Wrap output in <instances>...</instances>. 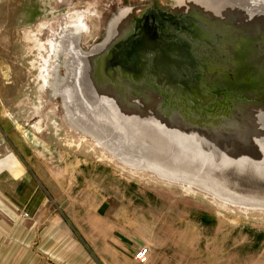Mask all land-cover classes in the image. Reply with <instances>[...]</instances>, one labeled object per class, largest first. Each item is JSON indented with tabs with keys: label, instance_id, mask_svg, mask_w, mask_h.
<instances>
[{
	"label": "water",
	"instance_id": "obj_1",
	"mask_svg": "<svg viewBox=\"0 0 264 264\" xmlns=\"http://www.w3.org/2000/svg\"><path fill=\"white\" fill-rule=\"evenodd\" d=\"M145 8L112 9L87 47L84 19L60 26L43 73L49 59V83L54 69L56 90L70 82L44 86L49 99L123 166L264 210V0H174L161 20Z\"/></svg>",
	"mask_w": 264,
	"mask_h": 264
},
{
	"label": "rangeland",
	"instance_id": "obj_2",
	"mask_svg": "<svg viewBox=\"0 0 264 264\" xmlns=\"http://www.w3.org/2000/svg\"><path fill=\"white\" fill-rule=\"evenodd\" d=\"M138 4L152 16V4L161 13L174 0H0V194L15 202L38 190L40 203V191L61 184L93 194L103 215L128 205V256L147 247L146 264H264V210L123 166L48 97L44 56L59 27L85 21L87 47L104 37L112 9Z\"/></svg>",
	"mask_w": 264,
	"mask_h": 264
},
{
	"label": "crops",
	"instance_id": "obj_3",
	"mask_svg": "<svg viewBox=\"0 0 264 264\" xmlns=\"http://www.w3.org/2000/svg\"><path fill=\"white\" fill-rule=\"evenodd\" d=\"M55 191H40V203L38 190L15 202L0 194V264H139L128 256V205L103 215L93 194Z\"/></svg>",
	"mask_w": 264,
	"mask_h": 264
},
{
	"label": "bare ground",
	"instance_id": "obj_4",
	"mask_svg": "<svg viewBox=\"0 0 264 264\" xmlns=\"http://www.w3.org/2000/svg\"><path fill=\"white\" fill-rule=\"evenodd\" d=\"M178 2L179 1H183V0H177ZM201 1H203V0H201ZM205 1H207L208 3H210V1L211 0H205ZM123 12H125V11H120L117 15V17H116V21H119L121 18H122V16H123ZM77 17V18H76ZM80 17V15H77V16H75V15H73V19H75V20H77L78 18ZM74 20V21H75ZM79 30L78 31H80V30H82V29H80V27H77ZM109 33H110V31H109ZM108 39V38H107ZM69 42H71V40H69ZM45 67H47L46 69H45V71L46 70H49L51 67L49 66L48 67V65H50V61L49 62H47V60L45 61ZM56 65V63H54L52 66L54 67ZM62 66H63V63L61 64ZM52 73V75H53V77H54V79H52L51 81H50V83H49V81H47L46 79V84H49L48 86H50L51 87V90L53 91V93H54V96H56V95H58V94H66V92L68 91V90H66L65 89V86L66 85H68L69 84V79H70V76L68 77V79H66V83H63L62 84V88H61V86H60V90H56V88H55V85L57 84V82H61L60 80L61 79H57V77H56V75H57V71H55V69L51 72ZM47 77H48V75H47ZM43 78H45V76H43ZM48 80H50L49 79V77H48ZM66 109H67V116L68 117H70V120H69V118L67 117L66 118V120H67V122H69L70 124H71V126H73L72 124H74L75 125V127H77V128H81V129H83V126L80 124V123H84V121L79 117V115L78 114H72L71 113V110H70V108L67 106L66 107ZM78 119V120H76L75 119V117ZM80 123H79V122ZM74 127V126H73ZM84 130V129H83ZM77 131V130H76ZM78 132V131H77ZM90 132V131H89ZM95 137H97L98 138V136L97 135H95V134H93ZM99 140V142H100V146H103V148H105V149H107V151L111 154V153H113L112 155L115 157H118V158H121L120 156H118V154H116L115 152H114V150H112L107 144H105V142L101 139V138H98ZM122 161H124V162H126V163H128V160H125V159H123L122 158ZM146 168V167H145ZM160 172V171H159ZM162 173V172H161Z\"/></svg>",
	"mask_w": 264,
	"mask_h": 264
},
{
	"label": "built area",
	"instance_id": "obj_5",
	"mask_svg": "<svg viewBox=\"0 0 264 264\" xmlns=\"http://www.w3.org/2000/svg\"><path fill=\"white\" fill-rule=\"evenodd\" d=\"M26 217H29L28 213L24 214ZM149 258H150V249L147 247H141L139 248L135 255H134V259L139 263V264H146L149 262Z\"/></svg>",
	"mask_w": 264,
	"mask_h": 264
},
{
	"label": "flooded vegetation",
	"instance_id": "obj_6",
	"mask_svg": "<svg viewBox=\"0 0 264 264\" xmlns=\"http://www.w3.org/2000/svg\"><path fill=\"white\" fill-rule=\"evenodd\" d=\"M153 2H155V0H153ZM153 7V11H154V13L157 15L156 17H157V19L159 20V19H161V18H166V17H168L169 16V9L170 8H165V7H161L162 9H165V10H163V12H158V11H156V9L158 8H154V6H153V4H152V6H150V8H152ZM159 17V18H158Z\"/></svg>",
	"mask_w": 264,
	"mask_h": 264
}]
</instances>
